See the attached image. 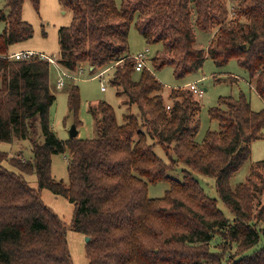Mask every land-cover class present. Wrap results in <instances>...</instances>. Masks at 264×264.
Wrapping results in <instances>:
<instances>
[{
	"label": "trees",
	"instance_id": "trees-1",
	"mask_svg": "<svg viewBox=\"0 0 264 264\" xmlns=\"http://www.w3.org/2000/svg\"><path fill=\"white\" fill-rule=\"evenodd\" d=\"M27 1L39 10L40 0H6L5 10L0 9L5 24L0 143L18 136L33 145L30 161L0 151V264H73L69 229L91 239L86 242L89 264H264V160L253 165L245 183L231 188V179L251 158L252 144L263 137L264 110H253L243 94L220 98L209 110L219 131H208L198 143V96L187 87L173 88L166 99V87L156 77L170 67L183 80L201 71L207 58L218 67L237 61L264 101V0H233V15L229 0H129L135 8L124 0L121 7L116 0H58L72 13L71 24L59 30L58 63L73 75L85 68L91 74L106 69L104 76L112 71L110 85L126 110L119 124L110 104L90 106L97 137L67 141L51 126L52 65L10 57L15 45L34 35L23 20ZM135 21L148 45H163L150 59L153 73L135 69L129 51ZM197 31L216 32L207 50L198 47ZM67 81L68 107L78 129L80 90ZM38 129L43 143L34 139ZM157 147L168 163L155 153ZM66 151L68 183L52 177L53 156ZM179 165L186 168L182 181L168 175ZM32 175L38 190L25 179ZM195 175L216 180L233 220ZM161 182L170 184L165 196L149 198L148 185ZM42 190L74 205L70 226L43 202ZM216 235L223 243L215 250ZM234 245L237 251L231 254Z\"/></svg>",
	"mask_w": 264,
	"mask_h": 264
},
{
	"label": "rangeland",
	"instance_id": "rangeland-1",
	"mask_svg": "<svg viewBox=\"0 0 264 264\" xmlns=\"http://www.w3.org/2000/svg\"><path fill=\"white\" fill-rule=\"evenodd\" d=\"M123 0H116L118 7H121ZM231 6V13L233 9V0H229ZM6 0H0V9L5 10ZM124 5L127 7L135 8V2L124 0ZM67 12L66 14H63ZM139 13H137V16ZM233 15V13H232ZM23 20L33 28V38L27 42L20 43L14 46L15 53L34 52L37 54H45L47 56H55L59 58L60 45H59V30L61 27H67L72 22V13L62 8L58 0H40L39 10L37 11L30 1L24 4ZM137 20V18L135 19ZM5 24L0 22V34L3 33ZM216 32L204 33L201 31L196 32L197 45L199 48L207 50L210 43L214 39ZM163 45H148L139 30L136 27V21L133 23L129 34V51L131 55H136L140 52L149 50L150 59H152L159 51H162ZM151 68V64H148ZM105 70H100L97 73L91 74L87 68L82 72L74 74L76 80H72L80 90L81 108L78 119L81 121L78 128V139L89 140L97 137L96 122L94 117L89 113L90 106L96 105L98 102H106L110 104L116 111L117 120L119 124L123 123V115L126 110L121 107V100L116 95V90L111 87L110 79L113 72H108L102 78L99 74ZM138 77V74H136ZM156 77L165 85L166 99L168 94L173 88H184L188 84L199 83V88L204 91V96L198 98L201 103L202 109L199 114L201 120V129L196 137L198 143H202L208 131H219V124L217 121H212L209 117V110L219 105L220 98L233 97L238 99L243 94L251 107L255 111L264 110V101L259 98L254 90V83L249 79L248 73L240 67L237 61H231L225 67H218L213 60L207 58L201 71L187 76L183 80H177L174 71L170 67H166L160 72L156 73ZM233 78V79H231ZM59 79L58 72L51 66V91L56 97L55 104L50 111V120L52 130L58 139L67 141L70 139L69 132L75 125V118L71 114L68 107V88L67 80H65L66 87L58 88L57 82ZM216 80L222 82L217 83ZM102 85L105 91H102ZM133 113H138L137 107L132 108ZM39 128V127H38ZM263 137L252 144V155L243 167L231 179V188L235 190L238 185L245 183L247 177L251 174L253 165L257 162L264 160V130ZM34 139L37 142H44L41 137L39 129L37 130ZM33 145L28 139H20L18 136L13 137L11 143H0V151L8 153L11 157L19 156L24 160L33 159ZM155 153L167 163L168 158L161 147L155 149ZM70 153L55 154L52 158V177L56 181H63L68 183V161ZM4 166L13 172L17 170L11 167L10 164L4 163ZM186 168L182 165L170 171L168 175L178 181H182L184 171ZM260 173L264 175V170ZM205 193L217 201V206L224 213L225 217L233 220L232 214L225 207L216 192V180L214 178L195 175ZM29 186L35 190L39 189L37 177L35 175L25 176ZM170 184L161 182L157 184L148 185V196L151 199H159L165 196L169 190ZM43 202L52 209L68 226H70L74 215V205L62 197H57L48 190L41 191ZM264 202V198H263ZM213 241V247L216 250L220 249L223 243L222 239L216 235ZM67 241L69 251L73 264H89L86 257V237L76 233L73 230L67 231ZM263 243H261V246ZM256 250L253 249L247 253L252 254ZM237 251L236 245L230 249L231 254Z\"/></svg>",
	"mask_w": 264,
	"mask_h": 264
},
{
	"label": "built area",
	"instance_id": "built-area-1",
	"mask_svg": "<svg viewBox=\"0 0 264 264\" xmlns=\"http://www.w3.org/2000/svg\"><path fill=\"white\" fill-rule=\"evenodd\" d=\"M11 59L15 61H29L34 58H39L40 60L47 61L50 63L58 72L59 79L57 82V87L58 88H63L65 86V80L70 79V80H76V77H74L73 74H70L67 72L59 63L58 59L55 56H47L45 54H37L34 52H24V53H16L10 56ZM132 59L135 62V69L137 72H141L143 70H148L151 73H153L152 68H149L148 64L150 63V52L149 50H146L144 52H140L136 55H132ZM83 69H81L79 72H82ZM106 71L102 72L99 74V77H103ZM199 83H192L188 84L186 87L192 90L198 98H202L204 96V91L199 88ZM102 91H105L104 86L102 85Z\"/></svg>",
	"mask_w": 264,
	"mask_h": 264
},
{
	"label": "water",
	"instance_id": "water-1",
	"mask_svg": "<svg viewBox=\"0 0 264 264\" xmlns=\"http://www.w3.org/2000/svg\"><path fill=\"white\" fill-rule=\"evenodd\" d=\"M78 129H77V127H76V125H74L72 128H71V130H70V132H69V136H70V138H76L77 136H78ZM91 241V239L90 238H86V242L87 243H89Z\"/></svg>",
	"mask_w": 264,
	"mask_h": 264
},
{
	"label": "crops",
	"instance_id": "crops-1",
	"mask_svg": "<svg viewBox=\"0 0 264 264\" xmlns=\"http://www.w3.org/2000/svg\"><path fill=\"white\" fill-rule=\"evenodd\" d=\"M67 12L63 13V14H66ZM13 52L15 53V49L13 48ZM17 53V52H16ZM261 99V98H260Z\"/></svg>",
	"mask_w": 264,
	"mask_h": 264
}]
</instances>
